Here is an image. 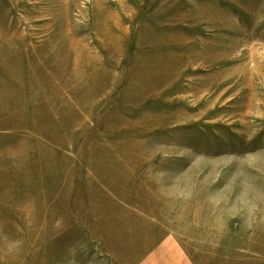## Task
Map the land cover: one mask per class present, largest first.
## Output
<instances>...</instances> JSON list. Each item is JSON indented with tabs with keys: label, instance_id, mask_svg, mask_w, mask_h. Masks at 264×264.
Segmentation results:
<instances>
[{
	"label": "rangeland",
	"instance_id": "1",
	"mask_svg": "<svg viewBox=\"0 0 264 264\" xmlns=\"http://www.w3.org/2000/svg\"><path fill=\"white\" fill-rule=\"evenodd\" d=\"M164 243L264 264V0H0V264Z\"/></svg>",
	"mask_w": 264,
	"mask_h": 264
},
{
	"label": "crops",
	"instance_id": "2",
	"mask_svg": "<svg viewBox=\"0 0 264 264\" xmlns=\"http://www.w3.org/2000/svg\"><path fill=\"white\" fill-rule=\"evenodd\" d=\"M169 243V242H168ZM167 243L162 244L161 248L157 249L152 257H149L147 261L152 259L153 257H158L160 260H164L168 262V264H194V262L190 261L186 256L183 257L181 255V251L176 248H171L169 245H165Z\"/></svg>",
	"mask_w": 264,
	"mask_h": 264
}]
</instances>
